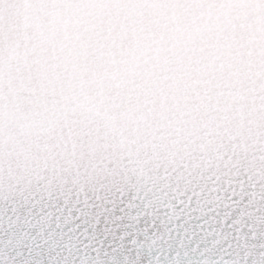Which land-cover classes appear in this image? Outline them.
Segmentation results:
<instances>
[{"label":"snow or ice","instance_id":"6c2138e0","mask_svg":"<svg viewBox=\"0 0 264 264\" xmlns=\"http://www.w3.org/2000/svg\"><path fill=\"white\" fill-rule=\"evenodd\" d=\"M0 264H264V0H0Z\"/></svg>","mask_w":264,"mask_h":264}]
</instances>
